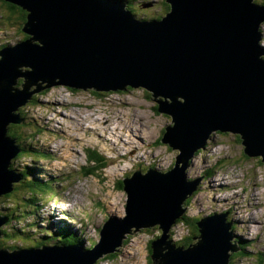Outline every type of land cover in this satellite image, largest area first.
<instances>
[{
  "label": "water",
  "instance_id": "obj_1",
  "mask_svg": "<svg viewBox=\"0 0 264 264\" xmlns=\"http://www.w3.org/2000/svg\"><path fill=\"white\" fill-rule=\"evenodd\" d=\"M6 1L27 12L28 37L0 50V198L22 180L12 168L22 149L9 126L22 124L21 108L52 86L146 89L158 112L172 118L161 143L179 153L168 172L137 170L123 180L126 216L109 218L91 250L0 248V264H96L119 252L129 234L154 226L162 234L152 242L151 264H230L239 249L226 214L198 221L187 248L171 244L170 233L200 186V179H187L190 161L214 133L239 135L245 155L264 163V5L166 0L165 16L143 20L117 0ZM19 77L23 88L15 87ZM6 223L0 215V239Z\"/></svg>",
  "mask_w": 264,
  "mask_h": 264
},
{
  "label": "rangeland",
  "instance_id": "obj_2",
  "mask_svg": "<svg viewBox=\"0 0 264 264\" xmlns=\"http://www.w3.org/2000/svg\"><path fill=\"white\" fill-rule=\"evenodd\" d=\"M122 1L134 9L131 11L137 18L144 20L161 19L171 7L166 0ZM3 12L0 6V15ZM261 27L264 37V24ZM21 28L16 16L4 19L0 16V49L2 45L23 40L25 34ZM24 82L25 78L19 77L15 87L22 88ZM32 88L35 90L36 86ZM144 90L138 88L96 95L93 90L56 85L36 93V102L22 107L26 121L18 133L26 132L29 136L27 142L23 141L28 152L17 160L19 154L14 164L20 170L39 167L42 178L36 179L53 184L57 194L38 192L40 199L36 206L29 201L30 193L26 189H20L8 200L1 198L0 214L7 218L8 229L12 225V228L27 231L7 240V245L16 246L15 249H3L12 251L34 247L42 237L49 241V245L44 247H62L59 244L63 241L51 233L58 225L66 227L69 224L73 234L81 236L82 245H76L87 252L100 241V230L109 218L126 216L127 194L119 182L140 169L146 172L152 167L168 172L174 167L179 151L160 142L165 127L172 124V118L159 113L156 99L148 91L147 96ZM118 119L124 122L118 124ZM241 142L239 135L216 132L207 147L196 152L186 175L188 180L200 179L201 182L188 203L186 213L188 218H198V221L216 211L226 213L227 220L233 223L230 231H233L234 242L239 249L233 254L241 252L231 258L230 264H262L264 163L261 158L246 156ZM89 150L102 154L107 160V167L95 170L94 175L85 173L88 169L97 168L88 161ZM35 162L37 165L33 164ZM220 179L225 181L224 185L215 186ZM227 197L231 198L225 202ZM13 207L18 208L12 223L8 214L12 213ZM235 211L242 220L255 215V224L259 222L256 227L260 229L246 226L247 222H236ZM190 229L183 222L176 223L171 228V244L183 241L190 235ZM161 234L162 231L155 226L131 233L119 252L111 254V257L103 256L96 264H151L152 242Z\"/></svg>",
  "mask_w": 264,
  "mask_h": 264
},
{
  "label": "trees",
  "instance_id": "obj_3",
  "mask_svg": "<svg viewBox=\"0 0 264 264\" xmlns=\"http://www.w3.org/2000/svg\"><path fill=\"white\" fill-rule=\"evenodd\" d=\"M0 2L2 4V5H0L1 6V9H4V12L1 13L0 16L3 19L6 16H8L9 18H10V16H16V19H17V22H18L19 26L20 27H23L24 23L26 22L27 12L24 11L19 6L14 5V4L6 1V0H0ZM256 3H258V2H256ZM259 4L264 5V0H261V2ZM168 9H169V7L166 6V11H168ZM21 30H22V28H21ZM27 37L28 36L25 34L23 38L25 39ZM131 90H134V88L127 87V89L125 91H131ZM144 91H146V90H144ZM92 92H94V94H96V95L103 94L102 92H97V91H92ZM117 92H123V91H117ZM146 94H147V96H149V94L147 93V91H146ZM35 98L36 97L34 95L33 98L28 102V104L29 103H33L34 104L36 102V99ZM157 107H156V109H157ZM23 108H21V110L19 111V113L21 114V118L23 120L22 124L21 125H13L12 124V125L9 126V131H8V135L10 137L16 139L17 142H18V144L21 145L22 152L20 153V155L17 158V160L20 159V157L22 155H24L25 153L28 152V151H26L27 149L25 148V144H23V141H26L27 142L28 139H29V136L26 134V132H25V134H23L22 132L18 133V130L23 129L24 124H25L24 122L26 121ZM160 142H161V139H160ZM28 144H30V143L28 142ZM88 160H89V162L91 164H95L96 167H97L96 169L91 168V169L86 170L85 173H87L89 175H94V174H96L97 171L104 170L107 167V160H106V158L104 156H102V154H99V153H96V152H92L91 150H89ZM13 162H15V160ZM13 167H14L15 170H18V171L20 170L19 168H17L15 166V164L13 165ZM95 170H97V171H95ZM20 171H19V173H21V176H22L21 182L19 184H16L15 190L12 193L6 194V195L2 196L1 197L2 199H4V200L7 199L8 200L11 197H13L14 195H16V193L20 189H26L30 193V199H29V201L32 202L33 206H36V204L38 203V201L40 199L38 197V192H46V191H49L52 194H57L56 191H55V189H54V187H52L51 184H49L47 182H44L42 179L41 180L36 179V178H41L40 175H41L42 171H41L40 168L37 169L35 167H26L24 170H20ZM118 185L122 189H124V183H123V181L122 182H119ZM1 198H0V201H2ZM191 198H189L186 201V203H185L186 208H187L188 203L191 200ZM17 208L18 207H13L11 209L12 213H9L8 214L9 215L8 218H10V221H12L15 218V216H14L15 215V210H17ZM180 220L177 223L183 222V223L187 224V226H189L191 228L190 229L191 233L187 237H184L183 241H181V242H174V243H175V245L177 247L180 246V247L187 248V247H189L193 243L194 238H196L198 236V227H197L198 218H188L187 213H185V215L183 216V218H181ZM13 221H12V223H13ZM9 225L10 224L8 223L2 229L3 234H4V236H3L4 238L3 239H0V248L9 247L11 249H15L16 246H8L7 245V240L8 241L9 240H12L13 237H16V235H18V234L19 235L22 234V232L24 234H26L27 231H24V229H21L20 230V229L12 228V225H11V228L8 229V226ZM33 226H35V225H33ZM47 229H48V227H47ZM51 234H52V236L54 238H56V239L60 238L63 241V242H60V244L58 243L61 246H73V245H76L77 243L80 244V245H82L81 237L79 235L73 234L72 231H70L69 229L66 230V229L60 228L58 226V227H56V228L53 229V231H52ZM40 240L41 241H39L35 245H33L35 248L36 247H42V246L49 245V242H47L48 240L45 237L40 238ZM242 247L245 248L246 246L242 245ZM240 254H241V252L240 253H237V254H233L232 257L234 255H237L238 256ZM111 256H113V255H108L107 257H111ZM263 263H264V258L262 260V264Z\"/></svg>",
  "mask_w": 264,
  "mask_h": 264
},
{
  "label": "bare ground",
  "instance_id": "obj_4",
  "mask_svg": "<svg viewBox=\"0 0 264 264\" xmlns=\"http://www.w3.org/2000/svg\"><path fill=\"white\" fill-rule=\"evenodd\" d=\"M264 24V23H263ZM261 36L263 37V35L261 34ZM3 49V48H2ZM1 50V49H0ZM21 87L23 88V84L21 85ZM26 106V105H25ZM24 107V106H23ZM119 120V122H118V124H121V122H124L122 119H118ZM113 125V124H112ZM116 127V126H115ZM137 131L136 132H138L139 130L138 129H136ZM115 131V130H114ZM134 132H135V130H134ZM134 135H136L135 133H134ZM240 137V136H239ZM240 139H241V137H240ZM20 164V163H19ZM18 174H21V173H19V171L18 170H15ZM210 174V173H209ZM209 174H207V175H209ZM212 174V173H211ZM216 175V174H215ZM224 179V178H223ZM223 179H220L221 181H219V183L217 182L216 184H215V186H217V185H221V186H223L224 184H223V182H225ZM219 180V179H218ZM189 181H191V180H189ZM216 182V181H215ZM211 187V186H210ZM235 195V194H234ZM254 196H255V194H254ZM233 197V196H232ZM230 198L231 197H227V198H224V200H225V202L226 201H229L230 200ZM255 199V198H254ZM253 199V200H254ZM231 202V201H230ZM235 202V201H234ZM253 203V202H252ZM231 208H233V207H231ZM236 208V207H235ZM243 209V208H242ZM228 210H232V209H228ZM217 212V211H216ZM247 212V211H246ZM186 213V212H185ZM185 213H184V215H185ZM235 213V216L236 215H239V213L238 212H234ZM251 213V212H250ZM249 214V213H248ZM237 217V216H236ZM235 217V219L237 220L236 222H238V223H245V222H247V225L246 226H249V225H253L255 228H257V229H260V228H258V226L256 227V225H258L259 224V222L257 221V223L255 224V221H256V216L255 215H253V217L252 216H250V217H248V219L246 220H242L241 218H239V217H237L236 218ZM244 225V224H243ZM153 228V227H152ZM151 228V229H152ZM47 242H49V241H47ZM81 250H83L82 248H81Z\"/></svg>",
  "mask_w": 264,
  "mask_h": 264
}]
</instances>
